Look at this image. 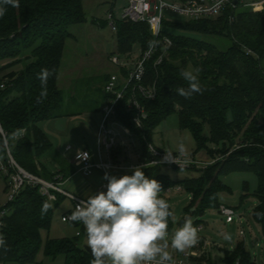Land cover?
Segmentation results:
<instances>
[{"label": "trees", "instance_id": "obj_1", "mask_svg": "<svg viewBox=\"0 0 264 264\" xmlns=\"http://www.w3.org/2000/svg\"><path fill=\"white\" fill-rule=\"evenodd\" d=\"M3 6L6 13L0 18V159L7 164L11 154L27 172L53 180L59 172H51L46 162L54 144L43 124L71 112L65 110L68 98L58 80L66 40L73 36L70 28L87 21L84 3L83 0H19V7ZM237 8L200 20H175L170 16L173 13H168L163 20V34L172 38L173 45L160 65L154 64L158 53L148 61L142 81L155 87L156 96L146 98L138 89L135 91L148 114L143 131L135 126V111L128 106L133 85L117 105L114 118L141 140L145 163L141 168L146 177L160 182L162 191L180 186L191 194L190 216L219 209L223 203L220 195L232 192L224 176L233 172L255 174L258 187L254 193H244L241 203L247 195L257 198L253 216L264 232V8ZM117 34L118 53L129 58L147 50L148 42L153 41L146 22L119 21ZM212 38L224 39L229 44L224 48ZM196 68L201 69L198 79L203 91L189 98L178 95L177 88H188L181 70ZM42 69H48L51 75L47 80V97L38 102L41 92L38 74ZM126 74L122 70V75ZM174 113L179 116L180 128L194 136L195 154L205 149L214 159L204 168L195 165L184 168L196 175L180 180L163 172L162 168L169 165L149 164L152 158L148 144L152 143L154 131ZM22 130L24 134L19 135ZM5 177L8 181V175ZM7 187L10 188L8 183ZM55 193L57 199L51 201L39 185L25 184L15 199L6 203L10 212L5 219L0 263L42 264L38 260L43 249L42 232L50 230L55 209L67 199ZM44 202L51 205L46 213L41 212ZM171 219L172 216L168 226ZM71 224L81 226L80 222ZM82 231L74 237H49L44 254L53 259L62 255L64 264H91L92 255L80 244L81 236L86 234L84 228ZM224 260L258 264L244 241L235 250L227 251Z\"/></svg>", "mask_w": 264, "mask_h": 264}, {"label": "rangeland", "instance_id": "obj_2", "mask_svg": "<svg viewBox=\"0 0 264 264\" xmlns=\"http://www.w3.org/2000/svg\"><path fill=\"white\" fill-rule=\"evenodd\" d=\"M167 1L173 3L179 0ZM256 1L261 0H241L237 10L264 8V2L254 4ZM83 3L87 21L75 24L70 28L73 36L68 37L66 40L61 67L60 86L66 98H73L69 102V105L65 106L66 111H77L83 109V107L87 109L104 107L106 102L104 101L103 83H105V79L111 73H120L119 67L111 62V56L118 55L119 49L117 29L115 30L109 25L108 17L113 12L120 19L122 11L127 5V0H83ZM170 16L175 20H187L177 14H171ZM212 40L220 43L224 48L229 44V42L221 38H212ZM135 51L138 53L139 48L136 47ZM119 56L121 55L119 54ZM96 138V134L93 132L88 134L87 132L80 131L77 143L75 145L73 143L72 145L81 149L89 145L96 152ZM181 142L184 143L186 148L185 155L194 157L197 162L202 163L200 164L202 167L206 166L205 162L211 158L210 155L205 149L200 150L197 155L195 154L197 142L194 136L189 130L180 128L179 116L177 113H174L157 126L153 134L152 143L162 151L178 153V146ZM55 149L54 147L46 155V162L50 169L53 168L52 163L56 159ZM124 154H126V158L132 157L131 163L135 162L133 161V149L129 153L124 151ZM205 158L207 160H204ZM216 159H220V156ZM211 161H214V159ZM162 170L175 180L196 175V172L184 169V167L174 168L172 166H164ZM111 174L120 177L115 171H112ZM223 180L231 187L232 192L222 193L220 200L223 203L237 207L236 210L242 217V223L238 220H235L233 223H227L218 208L208 209L202 214L194 213L190 216L193 225L197 226V220H199L198 224L204 225V229L198 232V237L203 236L209 241L221 243L232 250H235L244 241L246 247L256 259V262L264 264V232L261 225L253 216L254 209L258 205V200L254 195H247L241 203V196L244 193H254L256 191L258 187L257 176L249 172H233L224 176ZM179 187L176 186L170 190H163L160 193V196L169 203L172 210V224L168 226L169 237L177 228L182 226L183 221L185 222L192 202L191 194ZM9 195L10 190L7 187L5 174L0 171V206L7 203ZM73 206V202L69 199L62 202L55 209L50 230L42 232L43 249L38 255V260L42 264H64L65 258L62 255L56 259L46 256L44 254V246L49 237L76 236L80 227L62 220L63 214L69 208H73ZM242 229L245 231V235L240 233ZM225 237L228 238L226 239ZM80 244L87 245L86 234L81 236ZM7 264L19 263L10 262Z\"/></svg>", "mask_w": 264, "mask_h": 264}, {"label": "built area", "instance_id": "obj_3", "mask_svg": "<svg viewBox=\"0 0 264 264\" xmlns=\"http://www.w3.org/2000/svg\"><path fill=\"white\" fill-rule=\"evenodd\" d=\"M261 2H264V0L256 1L254 4H260ZM239 4V0L237 3H235L234 0H179L178 2L173 3L167 0H127V5L124 7L120 19H118L113 12L109 15L108 23L115 30L117 29V23L119 21L148 23L153 35V41L156 42V45L154 50L150 51L148 48L143 52L140 51L136 56L131 58L127 56H119L117 54L111 56V62L119 67L121 73H111L104 85V91L108 98L103 107V118L97 142V154L99 160L98 162L94 161V154L89 149L78 150L75 154V162L79 171L84 175L89 176L98 169L101 170L104 175L105 173L112 175L111 172L114 169L122 168L133 170L136 167L145 166L144 162H141L140 164L130 163V165L123 167L116 165L114 154H117V150L119 149L118 138L120 132L117 129V125L120 122L115 120L114 116L116 114L117 105L125 98L129 87L133 85L134 92L129 99L128 106L135 111L133 117L135 126L143 131L144 120L147 118L148 114L137 99L135 91L138 89V91H140V93L146 98L152 99L156 96L155 87L151 85L146 86L142 84V81L145 78L148 61L158 53V58L155 60L154 64L156 66L160 65L164 56L167 54L168 49L173 45L172 38L163 34V20L167 18L168 13L177 14L187 19L200 20L222 15L231 9L235 10ZM229 18L230 20L233 19L232 14L229 15ZM122 70L127 71V74L122 75ZM24 132L25 130H22L19 135L24 134ZM148 147L152 158L149 162L151 165H171L182 168L197 165L198 167H202L200 165L202 163L197 162L194 157L188 155L181 156L174 152L172 153L174 156H177V163L164 162L163 157L165 156V151L160 150L153 145V143H149ZM70 148L71 146L67 147V149ZM78 152L88 153V158H78ZM211 162L212 161L206 162L205 165L207 166ZM10 168H13L14 171L10 172ZM0 170L5 175H8L7 183L10 187L8 201L14 200L25 184L39 185L40 191L51 201L57 199L55 191L70 199L74 206L70 212L63 215L62 220L65 222H73L68 217L73 211H75L76 205L81 200H86L63 189L61 186L63 177L60 174H57L53 181L45 180L24 170L17 164L11 154L9 155L7 164L0 159ZM107 183L102 185V189H106ZM179 188L181 189V187ZM218 210L227 223H233L235 220L242 223V217L237 213L234 206L222 203ZM9 212L10 210L6 204L0 206V236L3 235L6 225L5 219ZM79 227L80 230L77 231L76 235L82 234V228H84V225L81 223V226ZM196 228L198 229V232H201L204 229V225L197 224ZM240 233L245 235L243 229L240 230ZM168 251L172 255V264H240L239 260L235 263H228L224 260L226 252L232 251V249L225 247L221 243L209 241L203 236L198 237V242L187 248L184 252L176 251L171 247H169Z\"/></svg>", "mask_w": 264, "mask_h": 264}, {"label": "clouds", "instance_id": "obj_4", "mask_svg": "<svg viewBox=\"0 0 264 264\" xmlns=\"http://www.w3.org/2000/svg\"><path fill=\"white\" fill-rule=\"evenodd\" d=\"M3 5L19 7V0H0V18L6 13ZM148 45L150 51L154 50L156 42L149 41ZM200 71V68L181 70L180 75L188 82V88H177L178 95L189 98L203 91L198 79ZM50 75L48 69L38 74L41 81L38 102L47 97ZM177 151L181 156L186 154L183 142ZM78 158H88V153L78 152ZM163 161L177 163V156L165 151ZM104 179L108 181L106 191L81 200L68 217L84 225L87 246L93 257L91 264H172L169 247L184 252L198 242V229L190 218L169 237L170 205L160 196V182L146 177L141 167L134 168L131 175L120 177L105 173ZM50 207L44 202L41 212L46 213ZM4 244L0 236V246Z\"/></svg>", "mask_w": 264, "mask_h": 264}, {"label": "crops", "instance_id": "obj_5", "mask_svg": "<svg viewBox=\"0 0 264 264\" xmlns=\"http://www.w3.org/2000/svg\"><path fill=\"white\" fill-rule=\"evenodd\" d=\"M60 81L61 73L59 76L58 85L60 89H62L60 86ZM103 84L105 85V83ZM104 95V101L106 102L105 91ZM72 100L73 98L68 99L67 103L69 104V102H71ZM102 118L103 106L94 109H87L83 107V109L71 111L69 115L47 120L43 124L44 130L49 135L54 144V147L56 148V159L52 163L53 168L50 169L51 172H59V174L63 177L61 181V186L63 189L84 199H87L89 196L100 191H105L106 189H102V185L106 184L108 181L104 179L105 175L101 170L97 169L93 174L89 176H86L81 171H79V168L75 162V154L78 150L89 149L93 152L94 161L96 162H98L99 157L97 151L95 152V150H92L89 145L81 149L79 147H74L72 144L74 143L75 145L77 143V138L80 131L87 132L88 134H90L91 132L95 133L97 137L96 141L98 142L99 129ZM117 129L120 132V136L118 138L119 149L117 150V158L115 159L116 165H120L122 167L130 165V160L132 159L131 156L133 155L130 156L131 158H126V154H124V151H127L129 153L132 149L134 151L133 161H135L132 163L140 164L141 162H143L144 156L141 140L139 139V137L129 127L121 123L117 125ZM68 146H71V148L67 149ZM204 160L207 159L205 158ZM211 160L212 159L210 158L207 162H210ZM113 171L117 172L118 176H122L125 174H129L132 170L121 168L114 169ZM69 210H72V208H69ZM69 210H67L64 214H66Z\"/></svg>", "mask_w": 264, "mask_h": 264}, {"label": "water", "instance_id": "obj_6", "mask_svg": "<svg viewBox=\"0 0 264 264\" xmlns=\"http://www.w3.org/2000/svg\"><path fill=\"white\" fill-rule=\"evenodd\" d=\"M234 2L237 3L238 0H234ZM194 209H195V208H192L191 211H194ZM189 218H190V214H188V215L186 216V219H189ZM182 223H184V221H183ZM85 249L91 254V250L88 248L87 245H85Z\"/></svg>", "mask_w": 264, "mask_h": 264}]
</instances>
